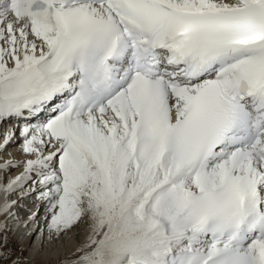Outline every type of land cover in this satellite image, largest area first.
<instances>
[{
	"label": "snow or ice",
	"instance_id": "snow-or-ice-1",
	"mask_svg": "<svg viewBox=\"0 0 264 264\" xmlns=\"http://www.w3.org/2000/svg\"><path fill=\"white\" fill-rule=\"evenodd\" d=\"M0 125V264H264V0H0Z\"/></svg>",
	"mask_w": 264,
	"mask_h": 264
},
{
	"label": "bare ground",
	"instance_id": "bare-ground-1",
	"mask_svg": "<svg viewBox=\"0 0 264 264\" xmlns=\"http://www.w3.org/2000/svg\"><path fill=\"white\" fill-rule=\"evenodd\" d=\"M16 145H12L9 148L10 152H13L17 158H21V154L18 151ZM2 199V197H0ZM25 204L28 205L29 209L35 210V205L31 204L29 201H24ZM22 216L27 219L28 216L31 214L29 211L25 209H21ZM43 211L41 210L39 216L37 217V223L35 225L28 224L27 226L21 225L17 230L12 232L13 237H15L19 243L29 247L28 258L29 260L38 259L42 261L43 264L51 263L55 264L58 263L69 251L73 250L82 240H83V233L82 229L78 230L81 232V235L72 236L71 239L69 238H61V240L57 241H49L48 233L45 231L41 234L40 229L44 227L43 224ZM35 227V231L29 233L28 229ZM34 237L30 241V235ZM71 235V234H70ZM51 258L50 261H47Z\"/></svg>",
	"mask_w": 264,
	"mask_h": 264
},
{
	"label": "rangeland",
	"instance_id": "rangeland-1",
	"mask_svg": "<svg viewBox=\"0 0 264 264\" xmlns=\"http://www.w3.org/2000/svg\"><path fill=\"white\" fill-rule=\"evenodd\" d=\"M9 237L10 239L6 247L11 250L13 259H15L16 257H20L21 258L20 264H43V262L39 261L38 259L29 260L28 245L24 246L21 243H19L18 240L15 237H13L12 232L9 233ZM0 243H2V241H0ZM50 260L51 258H49L47 261H50ZM48 264H51V263H48ZM55 264H58V263H55Z\"/></svg>",
	"mask_w": 264,
	"mask_h": 264
}]
</instances>
